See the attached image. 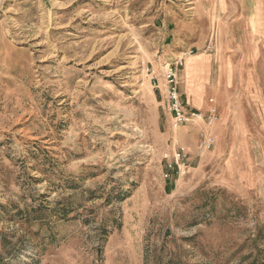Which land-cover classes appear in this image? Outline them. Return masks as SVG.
<instances>
[{
  "label": "rangeland",
  "instance_id": "obj_1",
  "mask_svg": "<svg viewBox=\"0 0 264 264\" xmlns=\"http://www.w3.org/2000/svg\"><path fill=\"white\" fill-rule=\"evenodd\" d=\"M0 264H264V0H0Z\"/></svg>",
  "mask_w": 264,
  "mask_h": 264
},
{
  "label": "built area",
  "instance_id": "obj_2",
  "mask_svg": "<svg viewBox=\"0 0 264 264\" xmlns=\"http://www.w3.org/2000/svg\"><path fill=\"white\" fill-rule=\"evenodd\" d=\"M177 66V65H176ZM168 66L166 70V98H167V108L172 117V124L174 127L182 125L194 117H198L199 114L197 111H190L187 113L184 109V105L181 101V96L179 94L177 88V67ZM154 70H152L151 74H154ZM158 87V85H156ZM164 94V93H163ZM211 118L209 119V124L216 120L215 115V108L210 110ZM213 144V138L210 136H205L201 140V146L205 148H209ZM186 153L183 148H179L175 151L172 156L170 157V161L168 162L167 166H179L182 162L183 158L185 157ZM167 157V155H165Z\"/></svg>",
  "mask_w": 264,
  "mask_h": 264
},
{
  "label": "crops",
  "instance_id": "obj_3",
  "mask_svg": "<svg viewBox=\"0 0 264 264\" xmlns=\"http://www.w3.org/2000/svg\"><path fill=\"white\" fill-rule=\"evenodd\" d=\"M158 92H159V91H158ZM159 95H161L162 97H164V96H163V93H162V90H160ZM164 100H165V99H164ZM164 100H163V101H164Z\"/></svg>",
  "mask_w": 264,
  "mask_h": 264
}]
</instances>
